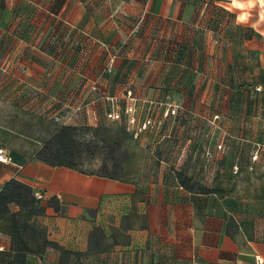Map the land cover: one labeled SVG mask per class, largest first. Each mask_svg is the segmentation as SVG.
I'll return each instance as SVG.
<instances>
[{
    "label": "crops",
    "instance_id": "obj_1",
    "mask_svg": "<svg viewBox=\"0 0 264 264\" xmlns=\"http://www.w3.org/2000/svg\"><path fill=\"white\" fill-rule=\"evenodd\" d=\"M145 6V19L134 33ZM26 22L36 29L28 36L20 31ZM35 38L55 50L37 52L30 46ZM107 43L111 50L124 47L110 80L98 77L110 53ZM98 79L106 94L122 96L124 86H132L163 105L171 100L163 96L172 93L173 101L188 92V103L201 100L209 106L218 90H226L229 100L236 93L231 103L239 110L196 113L187 121H207L206 132L214 139L221 121L224 132H253L264 151V0H0V148L11 157L0 161V188L15 177L44 198L59 197L66 214L48 208L38 219L50 239L85 251L94 224L110 233L111 224L131 212L138 191L144 198L137 209L146 216V227L132 229L129 244L91 255L84 264H256V256L264 259V197L203 195L163 177L134 182L51 167L35 158L41 138L6 124L11 108L38 112L44 106L58 113L69 100L95 98L89 89ZM89 107L84 113L98 115L107 106L98 101ZM196 130L205 131L200 125ZM10 245V237L0 232V250ZM58 259L49 248L43 257L29 254L26 264Z\"/></svg>",
    "mask_w": 264,
    "mask_h": 264
},
{
    "label": "rangeland",
    "instance_id": "obj_2",
    "mask_svg": "<svg viewBox=\"0 0 264 264\" xmlns=\"http://www.w3.org/2000/svg\"><path fill=\"white\" fill-rule=\"evenodd\" d=\"M203 80L204 78H201L199 81ZM202 93L204 94V91ZM188 95V92L185 93L182 101L177 100L179 98L177 95L176 101H173L174 93L164 96L162 94L163 97L168 96L171 99H167V103L163 105L159 103L161 101L159 97L149 98L147 94H138L136 97L140 99L136 103L135 112L137 120L143 121L146 117L155 120V124L145 129L140 138H135L131 134L126 119L121 123L107 118L102 112L98 120V116L90 115V112L84 113L90 109L89 106L76 118L75 124L94 127L98 124L100 129L97 136L92 135L91 132L85 135V138L92 141L104 136L119 139L121 144L117 148L115 158L123 165V169L119 172L123 180L138 182L163 177L168 183H173L172 172L181 170L208 185H222L229 190V196L263 197L264 151H260L257 147L256 134L250 131H247L246 135H242L240 131L224 132V122L221 121L220 124L218 123L219 132L214 139L206 132L207 121L201 124L187 121L196 113L212 114L239 110L237 103H231L237 96L236 93L231 94L232 99L229 100L228 97L224 98L227 95L226 90H218L215 92L212 106L198 100L197 107L195 101L193 104L188 103ZM169 101L171 106L168 104ZM176 105L179 108L175 113L170 111L167 116L164 115L167 108ZM53 110L52 107L44 108V106L40 107L38 112L11 108L9 113L13 115V120L11 117L8 118L6 124H12L17 131L27 132L33 138H41L44 141L58 125L53 121ZM85 115L88 117L85 118ZM158 119H162L163 122L158 123ZM183 121H187L186 124ZM199 125L205 130L201 134L196 130ZM97 144L98 153L82 167L84 171L99 172L100 162L104 157H108L103 144L101 142ZM255 155L257 157H254Z\"/></svg>",
    "mask_w": 264,
    "mask_h": 264
},
{
    "label": "trees",
    "instance_id": "obj_3",
    "mask_svg": "<svg viewBox=\"0 0 264 264\" xmlns=\"http://www.w3.org/2000/svg\"><path fill=\"white\" fill-rule=\"evenodd\" d=\"M26 10L28 11L29 9L27 8ZM139 28L135 33L138 32ZM20 31H25V34L28 36L31 31L35 32L36 29L26 22V25H24ZM26 35H23V37L26 38ZM30 40V46L39 53L40 51L42 53L45 51L49 55L52 50H55L51 48V44H45L43 40L38 41V43L36 42V38ZM107 45L110 48L109 43H107ZM123 48L122 44L115 45L112 50L110 48V53L106 61L107 63L99 72V79L107 78L110 80L112 75L113 77L116 75H114V73L116 72L117 59L121 56ZM112 54L116 55L113 61V68L111 72H107L106 67ZM51 57L55 58V56ZM99 79L94 81L89 89L91 93H97V97L92 99L87 97L83 101L77 102L75 100H69L66 103L65 112L60 113L65 116L72 107L78 104L82 105L84 111L87 106L97 104L99 101L105 102L107 107L103 111V115L105 114L107 117V113L112 109L111 99L114 98L122 109V117L120 120L116 121L123 123L126 119L125 109L128 104V90L130 89L133 91L135 96H137L138 93L134 91L132 86H124L122 96L117 94H106L100 89ZM118 80H120L121 83L124 82L123 77ZM93 84H97L96 90L91 89ZM83 111L79 115L83 114ZM56 113L57 112L54 111L53 115ZM100 115L101 113L96 115L98 116V120ZM78 116L69 120V122H57L53 119L58 125L55 130L42 141L41 147L35 152V158L51 167L64 166L74 168L83 173L101 174L112 179H122L119 172L123 169V165L115 158L117 148L121 144L119 139H117V137L104 136L101 139L92 141L91 139L85 138V135L90 132L93 133L92 135L97 136L100 128H98V124L95 127L91 125L75 124V120ZM98 142L103 144L102 146L104 150L107 151L106 154H108V157H104L102 162H100L99 170L101 172L94 171L92 173L86 170L84 171L82 167L88 160L96 157L98 153ZM172 173L174 181L187 192L203 195L213 193L218 196H225L229 193V190L220 184L219 186L208 185L195 178L192 174H187L181 170H174ZM4 183L5 184L0 188V232L10 237L11 245L9 249L0 250V264H26L29 254L43 257L44 253L49 248H53L58 252L59 259L56 264H84L83 261L91 255L110 251L117 246V244H129L132 239L130 234L131 230L136 227L143 228L147 225L146 216L140 214L137 209V202L144 198L143 194L137 191L133 193L132 196L131 212L123 215L118 224L112 223L110 226V233L106 231L104 225L94 224L88 234L87 249L85 251L72 250L50 239L47 226L41 224L38 220L48 213V208H52L55 212L62 215L66 214L65 205L62 204L58 196L42 199L38 198L35 196V189L30 183L15 177H12Z\"/></svg>",
    "mask_w": 264,
    "mask_h": 264
},
{
    "label": "built area",
    "instance_id": "obj_4",
    "mask_svg": "<svg viewBox=\"0 0 264 264\" xmlns=\"http://www.w3.org/2000/svg\"><path fill=\"white\" fill-rule=\"evenodd\" d=\"M148 7L145 6V8L143 9V12L140 15V19L137 21L136 25L134 26V28L132 29V32H136L137 29L139 28L140 24L143 22V20L145 19V14L147 12ZM116 57L115 54H112L109 58V63L106 67V71L107 72H111L112 68H113V61L114 58ZM92 90H96L97 89V84H93L91 87ZM260 87H257V90L260 91ZM140 98H137L134 94L133 91H131L130 89L128 90V104L126 105V109H125V113H126V121H128L129 123V127L131 129L132 134L134 135L135 138H140L141 134L143 133V131H145V129L151 127L153 124H155V120H153L151 117H146L143 118V121H139L136 118V103L137 101H139ZM112 101V109L107 113V118L111 119V120H120L122 117V109L121 106H119L116 101L113 99H111ZM171 106V104H169ZM178 105H176V107L172 106L171 108H167V111L164 113L165 116H167L169 114V112L171 111V113H175L177 110ZM83 111V107L81 104H78L74 107L71 108V110H69V113L62 115L60 112L56 113L53 115V119L54 121L57 122H69V120L75 118L76 116H78L81 112ZM163 120L162 119H158V123H162ZM157 123V124H158ZM254 157H257L256 155ZM0 161L2 162H10L11 161V157L8 153H6L5 149L0 148ZM35 196L38 198H44L43 197V193L39 190H35ZM256 264H264V259L256 256Z\"/></svg>",
    "mask_w": 264,
    "mask_h": 264
}]
</instances>
